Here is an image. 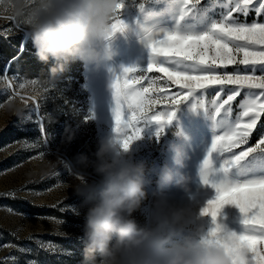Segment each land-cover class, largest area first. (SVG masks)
I'll use <instances>...</instances> for the list:
<instances>
[{
  "label": "rangeland",
  "instance_id": "rangeland-1",
  "mask_svg": "<svg viewBox=\"0 0 264 264\" xmlns=\"http://www.w3.org/2000/svg\"><path fill=\"white\" fill-rule=\"evenodd\" d=\"M139 3L140 0H124L121 18L128 28L116 32L109 40L119 70L112 60L98 67L76 60L65 65L62 71L51 74L54 62L37 59L26 25L17 19L0 17V30H13L0 35V77L5 76L8 66L15 88L21 92L13 91L5 80L0 79V264H13L11 260L6 261L10 257L16 258L15 264H28L29 261L80 264L83 259L84 244L78 237L84 230V213L89 201L87 191H79L76 185L83 181L85 189L95 188L99 185L92 177L102 178L92 167L78 164L77 157L83 153L94 159L99 141L115 134L113 110L116 101L112 82L122 67L146 66L150 56L147 30L177 26L176 13L169 10L167 3L148 0L143 12L137 6ZM221 3L223 0H202L209 9V16L187 17L180 22V30L194 33L207 30L214 18L219 19L223 11ZM254 18L255 14L250 13L247 20L252 22ZM258 19L264 21V16ZM17 25L21 26L20 31L15 30ZM22 42L26 51L13 60ZM235 68V65H229L226 70L231 72ZM147 75L160 77L159 87L169 94L179 91L178 85L165 83L163 73L153 71ZM218 90V87L209 88L203 94L198 92L195 97L181 102L174 118L162 132L158 133L156 123H146L141 137L128 149L131 159L145 162L146 176L152 181L146 185L147 198L133 213L139 224L148 226H154L156 215L153 193L157 188V173L165 164L173 171L177 170L171 145H180L186 153L185 165L179 171L189 177L187 190L174 184L163 190L164 211L176 209L183 212L178 223H169L163 228L161 235L166 246L206 237L215 226L211 216L201 214V209L216 194L211 184L203 181L201 164L216 130L212 117L197 104L199 99L205 103L211 101ZM27 94L31 97H26ZM240 99L232 102L233 115L238 111ZM40 123L44 125L46 141ZM66 129L75 132L69 143L64 142ZM261 135H264V117L253 131L248 145L235 151L254 146ZM13 192L14 197L9 195ZM69 206L76 208L78 215ZM242 217L236 205L226 204L216 223L222 224L225 230L240 234L245 227ZM48 242L57 246L54 251L45 247ZM19 248L31 251L21 253ZM63 250L71 251L73 255H65Z\"/></svg>",
  "mask_w": 264,
  "mask_h": 264
},
{
  "label": "snow or ice",
  "instance_id": "snow-or-ice-1",
  "mask_svg": "<svg viewBox=\"0 0 264 264\" xmlns=\"http://www.w3.org/2000/svg\"><path fill=\"white\" fill-rule=\"evenodd\" d=\"M147 2L140 0L137 5L142 12ZM155 2L171 5L169 10L176 13L177 26L148 29L150 56L146 66L122 67L113 80L116 101L113 131L120 137L121 147L128 150L131 143L141 137L146 123H156L159 125L158 133L162 132L174 118L176 107L181 102L195 97L198 92L203 94L209 88L218 87L215 98L207 103L199 99L202 95L196 97L199 99L197 105L212 117L216 130L201 164L203 181L210 183L216 193L201 209V214L211 216L215 225L210 229L206 242L227 248L233 255V264H264V135L254 146L235 151L242 145H248L249 138L264 117V21L258 19L264 16V0H223L219 19L214 18L208 29L199 33L181 31L179 25L187 17L209 16V9L202 0ZM123 6L124 0H118L109 35L128 28L121 18ZM250 13L256 17L252 22L247 20ZM21 29L17 25L15 30ZM12 32V29H4L0 30V35ZM25 51L22 42L17 56L12 59H17ZM229 65L236 68L229 72L226 70ZM153 71L163 73L165 83L178 85L179 91L169 94L159 87L161 78L147 75ZM0 79L7 81L8 78L5 75ZM238 97H241L238 111L233 115L232 102ZM39 127L46 141L43 123ZM9 195L14 197L15 194ZM226 204L236 205L243 214L241 222L245 227L240 234L225 230L222 224L216 223L220 210ZM69 208L78 215L76 208ZM60 210L65 211L64 208ZM45 247L54 251L57 246L48 242ZM18 250L21 253L31 251ZM63 254L73 255L68 250H63ZM7 260L15 264L16 258ZM28 264L37 262L29 261Z\"/></svg>",
  "mask_w": 264,
  "mask_h": 264
},
{
  "label": "clouds",
  "instance_id": "clouds-1",
  "mask_svg": "<svg viewBox=\"0 0 264 264\" xmlns=\"http://www.w3.org/2000/svg\"><path fill=\"white\" fill-rule=\"evenodd\" d=\"M117 4L118 0H0V17L26 25L35 56L41 62L53 61L51 74H56L76 60L98 67L113 58L116 53L109 34ZM74 137L75 132L66 129L64 142ZM171 149L177 170L165 164L157 173L154 226L141 225L133 216L148 196L146 185L152 183L145 162L131 159L116 133L99 141L94 159L78 155V164L92 167L102 178L95 188L85 189L83 181L76 185L79 191H87L89 201L81 236L85 255L80 264H233L232 253L206 242L207 236L165 245L163 228L178 223L183 212L164 211L163 190L169 184L187 190L189 180L179 171L185 165V151L178 144Z\"/></svg>",
  "mask_w": 264,
  "mask_h": 264
},
{
  "label": "bare ground",
  "instance_id": "bare-ground-1",
  "mask_svg": "<svg viewBox=\"0 0 264 264\" xmlns=\"http://www.w3.org/2000/svg\"><path fill=\"white\" fill-rule=\"evenodd\" d=\"M113 62H114V64H115V66H116V68H118V70L120 69V65H119V63L117 62V60H115L114 58H112L111 59ZM6 69H7V71L5 72V75L7 76V81L5 82V84H7L13 91H16L17 93H21L19 90H17L16 88H15V82L13 81V79L10 77V74H9V69H8V66L6 67ZM5 69V70H6ZM119 74V73H118ZM26 97H31L30 95H25ZM28 99V98H27ZM81 171H85V169H81ZM87 174V173H86ZM92 179L95 181V182H97L98 183V185L100 184V182H101V180L99 179V178H97V177H92Z\"/></svg>",
  "mask_w": 264,
  "mask_h": 264
}]
</instances>
